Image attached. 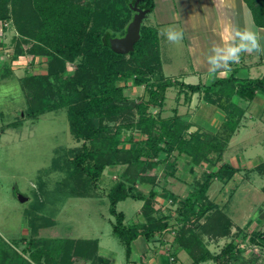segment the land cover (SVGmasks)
Segmentation results:
<instances>
[{
    "label": "trees",
    "instance_id": "trees-1",
    "mask_svg": "<svg viewBox=\"0 0 264 264\" xmlns=\"http://www.w3.org/2000/svg\"><path fill=\"white\" fill-rule=\"evenodd\" d=\"M129 2L135 6L138 0H0V22L13 21L20 32L21 42L32 44L29 50L32 57L43 53L50 59L48 75H31L22 80L23 87H28V82L32 86V96L27 97L30 114L38 118L66 109L70 133L80 144L67 150L68 158L60 165L66 172L61 182L64 188L62 194L67 197H93L109 167L126 166L123 178L115 181L107 196L110 213L115 217L113 232L125 244L128 258L132 253V243L139 237L151 240L158 232L166 231L171 226L170 215H154L157 176H145L146 171L167 164L168 157L174 151H178V158L186 155L190 159L192 174H196L194 166H201L203 161L222 162L229 142L245 114L234 98L251 101L257 91L264 90V78L239 79L235 72L228 78H215L208 87L179 81L173 84L163 73L159 30L145 24L141 28L140 40L130 53V59L135 63L131 65L127 56L116 52L110 42L116 33L125 34L134 18L135 8H130ZM244 2L251 10L256 25L264 28V0ZM137 6L147 10L148 16L156 5L154 0H141ZM67 62L78 63L74 73L68 71ZM131 78L134 86L148 89L149 98L146 102L137 105L129 103L124 93L125 84L122 83ZM176 84L185 94L203 91L206 95L217 93L216 100L209 96L206 101L226 112L221 130L217 133H191L189 130L193 124L189 117L178 115L177 110L173 116L162 120L149 114L150 105L164 107L167 90ZM135 110L139 116L136 121ZM122 116L127 122L113 128L111 124ZM133 130L140 132L145 139L138 140L128 133ZM125 141L131 144L129 148L123 146ZM162 152L167 156L165 160L160 158ZM175 163L168 164L172 176L175 175ZM220 164L217 172H204L201 180L191 184L184 204L179 209L180 218L176 220L179 227L173 244L184 250L193 264L208 260L221 261L227 253L233 254L232 242L225 246L223 256L219 257L212 254L204 240V236L211 239L229 237L234 226L225 210L208 196L216 178L229 182L238 172L228 162ZM56 165L59 166L57 161ZM137 182L151 184L149 193L144 194L137 189ZM129 198L144 202L141 210L144 221L125 224L126 215L118 211L117 206ZM206 216L209 218L203 224L202 220ZM40 219L45 224L36 223L32 226L33 232H38L42 225L47 227L54 223L51 218ZM189 221L192 226L188 225ZM44 241L45 249L42 250V246L38 245L32 251L37 263L42 264L46 251L48 254L60 253L59 264H76V259L92 264L105 263L98 255V240ZM31 244L36 242L32 240ZM16 264L31 263L19 259Z\"/></svg>",
    "mask_w": 264,
    "mask_h": 264
},
{
    "label": "rangeland",
    "instance_id": "rangeland-1",
    "mask_svg": "<svg viewBox=\"0 0 264 264\" xmlns=\"http://www.w3.org/2000/svg\"><path fill=\"white\" fill-rule=\"evenodd\" d=\"M89 1L85 0V2ZM154 1L155 10L145 17L142 25L158 28L164 76L171 79L174 84L175 81L184 80L183 70L189 69L191 65L192 58L188 43L195 39L192 27L194 20L196 22L199 15L195 16V13L189 9V4L193 3V0ZM207 2H205V7L208 9H202V19L207 18V21L217 30L214 38H211L215 43L213 47L222 48V46H218L219 42H217L220 40L218 30L220 24L225 23L227 19L230 20L231 17L229 18L228 12L222 9L224 0H211L212 3L208 2V4ZM129 6L133 9L136 7L131 2H129ZM138 15L139 11L135 9L134 18ZM129 25L125 34L116 33L113 39L126 37ZM168 29L182 32L183 38L178 42L169 41L164 34ZM204 31L201 30V33H206ZM110 34H112L111 31ZM197 40H199L198 43L202 42L200 36H197ZM31 47L32 44L21 42L20 32L12 20L0 22V264H16L19 259H24L31 264H40L34 260L35 254H32V251H35V247L38 245L42 246V250L45 249L44 240L73 239L77 241L79 239L94 240L96 237L100 239L102 247L98 254L100 257L111 259L112 264H126L128 260L126 246L113 232L115 217L110 213L107 196L115 181L123 178L122 173L126 166H119V171L116 173L112 171L108 173L109 176L103 177L93 197H67L62 194L64 188L61 186V182L66 177V172L65 168L60 165L68 158L67 150L78 147L80 144L70 133L66 109L50 112L38 118H33L30 114L27 97L32 96V86L28 82V87L26 85L23 87L22 80L31 75H48L50 62L47 55L43 53L32 57L29 54ZM200 48L201 45H198L197 49ZM202 48L203 53L211 50L205 45ZM130 53L125 54L126 59L131 65H134L135 63L130 59ZM210 54L208 52V57ZM66 65L72 74L78 63L67 62ZM6 73H10V75L5 77ZM207 75L208 73L202 77V84L207 87L215 78H225L224 75H220L218 69L211 79H206ZM153 80L155 79L153 78ZM193 81L196 82H189V84L199 83V80L194 79ZM122 84H125L124 93L130 104L137 105L148 100V89L145 86H134L132 78ZM181 90L177 84L170 87L165 94L164 107L150 105L149 114L159 120L173 116L176 110L178 115H192L191 119H193L196 110L204 116L212 115L210 113L215 110V107L203 102L209 103L206 101L209 96L216 100L217 93L211 92L206 95L203 91L191 95L189 92V94L182 93ZM243 103L245 102L243 101ZM202 110L203 112H201ZM217 118L219 119L220 116ZM138 119L139 116L135 110L134 121ZM195 120L196 122L192 123L193 126L189 132L211 133V129L206 123H202L198 119ZM122 122H127L124 116L116 123H112L111 126L115 128ZM221 126V124L218 125V131L221 130ZM128 133L133 134L138 140L145 139L137 130ZM130 145L128 141L123 143V146L127 148ZM238 154L239 151L234 148L226 151L223 161L220 163L228 162L239 169L242 160L244 164L240 165L242 167L241 172L239 171L240 176L247 174L250 177L251 174L256 173L257 176L253 175L255 178L250 179L260 189L258 192L254 189L250 191L246 185L240 186L238 181L241 178L239 176L229 185H225V181L220 178L213 181L208 191L209 198L219 208L225 210L232 221L241 228L234 230V233L229 237L211 239L204 236V240L214 256H223L222 251L225 246L231 242L234 244V255L227 253L221 258V261H211L206 264H264V236H260L264 235V176H262L261 170H256L258 169L256 164H261L263 159L251 156L243 159L244 157H238ZM160 158L163 160L167 158L165 152L161 153ZM56 161L59 166L56 165ZM173 161H176L174 176H172V170L168 165ZM218 162L216 160L203 161L201 166H194L196 174H192L193 166L190 159L186 155L178 158V151H174L168 157L167 164L160 165L156 170L146 171L145 176L155 174L157 176V184L154 188L158 193L154 215L156 217L170 215L171 217V226L168 230L158 232L152 240L154 248H157V256L165 255L172 261L171 257L175 255L178 259L173 261V264L191 262L189 255L173 244L179 227L177 222V219L180 218L179 209L184 204V198L188 195L191 184L201 180L204 172H217L221 165ZM250 169L256 171L252 172ZM249 172L252 173L249 174ZM136 188L144 194H148L152 185L137 182ZM20 195L27 197L28 200L21 202ZM143 205V201L129 198L120 202L117 209L126 214L128 225H132L140 220L144 221L141 212ZM140 216L141 219H139ZM40 217L51 218L54 223L47 227L42 225L43 227L38 232H33L31 229L36 223L38 225L45 224L44 220L41 222ZM207 218L209 217L203 218V224L207 222ZM250 223H254V225L250 226ZM196 224L197 222L194 225L196 226ZM188 225L192 226L190 221ZM255 229H257L256 232ZM32 240L36 244L32 245ZM46 253L42 264H56L60 261V253H49L51 258H49L48 251ZM75 262L76 264H92L83 259H76Z\"/></svg>",
    "mask_w": 264,
    "mask_h": 264
},
{
    "label": "crops",
    "instance_id": "crops-1",
    "mask_svg": "<svg viewBox=\"0 0 264 264\" xmlns=\"http://www.w3.org/2000/svg\"><path fill=\"white\" fill-rule=\"evenodd\" d=\"M208 2L212 3L211 0H207ZM205 0V2H207ZM205 2H202V0H193V3L189 4L190 11L192 13H195L198 16V19L194 20L193 24L194 26L192 29L194 30L193 35L195 39L191 40L188 43L189 51L191 54V65L189 69L183 70L184 80H180L181 82H184L186 84H189V82L194 83L195 80H199L198 84H202V77L205 76L206 73L208 75L206 76V79H211L214 72H211L210 65L208 64V52L211 53L210 55H213L212 49L215 43L211 40L215 36V30L214 27L211 25L210 22L207 21V18L202 19V9H208L205 7ZM207 2V4H208ZM246 5V6H243ZM246 7V8H245ZM223 10H226L228 12L229 18L231 17V21L227 19L225 23L222 25L220 24L218 33L220 40L218 46L226 47L228 45H231L233 43V40L235 38V33L237 31L240 32H253L256 33L261 39L258 41L262 48H264V28L259 27L256 25L253 15L247 4L244 2V0H224V6L222 7ZM231 10V12H230ZM247 11V12H246ZM232 13V14H231ZM200 18V19H199ZM206 20V21H205ZM205 28V31H204ZM201 30H203L204 34L201 33ZM197 36H200L202 38V42L198 43L199 40H197ZM213 36V37H212ZM237 42H238V38ZM193 41V42H192ZM201 45L200 49H197V46ZM210 47L211 50L203 53L202 46ZM162 59V58H161ZM163 66V63H162ZM218 70H220V75H224L225 78L230 77L234 72L236 73V78L239 79H262L264 78V52H245L241 54L239 62H229L228 67L224 68L221 67ZM164 73V69H163ZM218 78V77H217ZM214 80V79H213ZM179 81V82H180ZM213 83V81H212ZM211 83V84H212ZM195 84V85H198ZM208 85V84H207ZM234 101L240 105L241 108L245 110L244 116L241 118L240 124L236 132L234 133L233 137L231 138L229 142V146L226 149V151H229L231 149H237L239 151L238 157H241L243 159H246L247 156L251 157H259L262 158L263 161L261 164H256L258 166V169L261 170L260 172L263 173L262 176H264V90H259L256 93V96L251 101H246L242 99H238L237 97L234 98ZM243 101L245 103H243ZM205 104L212 105L210 103L203 102ZM215 107V110L211 112V116L208 115H202L199 113L198 110H196V113L192 117L187 114L189 117V120L191 123L196 122L195 119L200 120L202 123H206L208 127H210V132L215 133L214 131H218V125H222L224 120L227 117V114L224 110L220 109L219 107L212 105ZM202 109V108H201ZM200 109V110H201ZM203 112V110L201 111ZM217 116H220L218 119ZM193 122H192V121ZM209 131V130H208ZM234 143V144H233ZM242 143V144H241ZM233 144V146H232ZM225 151V153H226ZM224 153V154H225ZM243 161L241 160L240 165H243ZM238 172L235 174L234 178L229 181L225 182V185H229L231 182H233L238 176L241 178L239 180V185H246V188L251 191V189H254V191L258 189V187L254 184V182L251 180L253 175H256V173L251 174L252 172H255L256 170H252V172H249L250 177L247 176H240V172L242 170V167H240ZM255 167V166H254ZM119 166L109 167L103 177H106L108 173H111L112 171L116 173V171H119ZM244 168V167H243ZM240 171V172H239ZM109 176V175H108ZM257 176V175H256ZM251 178V179H250ZM248 184V185H247ZM254 193V192H253ZM126 215V214H125ZM142 217L140 216L139 219ZM139 222H142L141 220ZM137 222V223H139ZM126 225H128L127 222V216H126ZM233 229L232 233H234V230L240 229V226H237L233 221ZM254 225V223H250ZM248 225V227H250ZM249 229V228H248ZM257 229L254 231L256 232ZM254 232V233H255ZM233 236V235H232ZM87 240H93V239H87ZM99 241V251L102 248L100 245V239L96 237V239ZM151 240H146L144 237H139L137 240H135L132 243V253L130 258H128L126 264H173V261H177L178 257L173 255L172 261L168 256L165 255H156L157 254V248H154V244ZM209 246V245H208ZM210 249V248H209ZM98 251V254H99ZM183 251V250H182ZM190 257V256H189ZM103 260H105L104 264H112L111 259L101 257ZM213 260H208L199 264H206L208 262H211ZM188 264H193V261L191 259V262Z\"/></svg>",
    "mask_w": 264,
    "mask_h": 264
},
{
    "label": "clouds",
    "instance_id": "clouds-1",
    "mask_svg": "<svg viewBox=\"0 0 264 264\" xmlns=\"http://www.w3.org/2000/svg\"><path fill=\"white\" fill-rule=\"evenodd\" d=\"M164 34L171 42H178L183 38L182 32L172 29L165 30ZM260 39L256 33L237 31L231 45L223 48L213 47V55L208 57V63L211 66L209 70L215 72L221 67L227 68L229 62H239L241 54L245 52H264V48L258 42Z\"/></svg>",
    "mask_w": 264,
    "mask_h": 264
},
{
    "label": "water",
    "instance_id": "water-1",
    "mask_svg": "<svg viewBox=\"0 0 264 264\" xmlns=\"http://www.w3.org/2000/svg\"><path fill=\"white\" fill-rule=\"evenodd\" d=\"M141 0H138V2ZM136 3V11H139V15L135 16L133 22L129 25L128 33L126 37L122 39H112L110 40L112 47L119 54H128L134 50L136 43L141 38V25L147 16V10H142L137 7ZM21 202H26L28 200L27 197L20 195Z\"/></svg>",
    "mask_w": 264,
    "mask_h": 264
}]
</instances>
